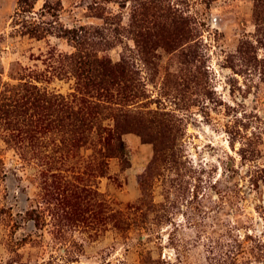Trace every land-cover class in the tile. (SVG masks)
<instances>
[{
    "label": "rangeland",
    "instance_id": "374dc122",
    "mask_svg": "<svg viewBox=\"0 0 264 264\" xmlns=\"http://www.w3.org/2000/svg\"><path fill=\"white\" fill-rule=\"evenodd\" d=\"M0 264H264V0H0Z\"/></svg>",
    "mask_w": 264,
    "mask_h": 264
},
{
    "label": "trees",
    "instance_id": "16d2710c",
    "mask_svg": "<svg viewBox=\"0 0 264 264\" xmlns=\"http://www.w3.org/2000/svg\"><path fill=\"white\" fill-rule=\"evenodd\" d=\"M26 1H27V0H20L21 3H22V2H23V3H26Z\"/></svg>",
    "mask_w": 264,
    "mask_h": 264
}]
</instances>
